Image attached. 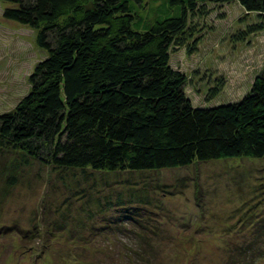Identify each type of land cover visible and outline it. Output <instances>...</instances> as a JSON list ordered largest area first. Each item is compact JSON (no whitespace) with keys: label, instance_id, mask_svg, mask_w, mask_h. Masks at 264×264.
Here are the masks:
<instances>
[{"label":"trees","instance_id":"obj_1","mask_svg":"<svg viewBox=\"0 0 264 264\" xmlns=\"http://www.w3.org/2000/svg\"><path fill=\"white\" fill-rule=\"evenodd\" d=\"M0 2L3 18L32 28L37 46L44 51L28 75V91L15 106L0 113V145L21 156L20 170L31 159L57 171L88 168L118 173L264 158V64L240 97L205 106L192 103L185 90L190 81L187 73L171 64V53L177 48L186 53L198 48L203 27L199 19L209 14V6L238 3L245 14L255 15L254 22L233 34L241 41L264 31V0ZM210 83L213 97L225 81L218 77ZM3 167L0 200L19 178L16 168ZM128 193L133 209L123 213L121 223L114 219L105 229L130 221L136 230L127 233L137 239L119 240L113 252L106 242L103 249H79L93 238L88 234L89 240L76 244L71 253L59 252V264H159V247L152 244L151 236L153 232L161 238L165 229L144 232L146 221L137 205H150L151 199L146 192L129 189ZM119 198L123 204L124 197ZM195 199L202 208L199 184ZM244 214L229 226H239L242 235L233 244L227 242L229 247H224L222 259L215 264H264V213L257 217V225L254 213ZM66 222L62 215L53 227L65 231ZM34 227L31 232L0 226V233H13L16 228L22 238L54 236L55 232ZM218 234L225 242V236ZM203 238L207 237L199 240ZM47 248L46 243L41 250L32 248L31 264L42 258L47 264Z\"/></svg>","mask_w":264,"mask_h":264},{"label":"rangeland","instance_id":"obj_2","mask_svg":"<svg viewBox=\"0 0 264 264\" xmlns=\"http://www.w3.org/2000/svg\"><path fill=\"white\" fill-rule=\"evenodd\" d=\"M2 4L0 2V113L15 106L28 91V75L34 64L44 57V51L36 44L35 31L4 19ZM209 7V14L199 19L203 27L196 51L186 53L177 48L171 53L172 66L187 73L190 79L185 90L197 106L237 99L264 64V31L252 34L247 40L236 41L233 37L237 29L249 21L254 22L255 15L245 14L238 3ZM218 77H222L225 84L211 97L210 82ZM11 152L0 145V167H14L19 175L0 200V226L33 231L34 225H39L42 231L55 233L29 238H22L16 228H12L15 232L10 234L0 233V264H31L34 259L31 250H41L44 243L48 247L47 264H59V252L71 253L76 244L89 240L88 234L93 238L86 245L78 246L79 249L94 246L103 249L106 242L108 250L116 251L119 240L132 236L127 233L128 229L133 233L136 230V225L130 221L118 224L125 220L123 213L133 209L127 201L129 189L138 194L146 192L151 199L150 205H137L146 221L142 230L160 233L157 228L165 229L161 238L153 236V232L151 236L152 244L159 247V264L218 263L224 247H229L227 242L230 240L233 244L242 235L239 226L229 227L238 216L251 211L255 215L253 223L257 225V217L264 213V158L220 159L179 168L107 173L88 168L57 171L32 159L20 170L21 156ZM10 161L11 164L6 165ZM180 181L186 183L184 187ZM197 184L204 201L202 208L195 199ZM119 195L124 197L123 204L118 203ZM108 199L110 203L106 204ZM62 215L67 218L65 231L53 227ZM114 219L119 221L117 225L105 229ZM185 223L187 226L182 228ZM215 232L216 235H208ZM68 233L74 235L73 239L66 236ZM217 233L225 236V242L218 239ZM200 237L207 238L200 241ZM136 239L132 236L130 241ZM37 264H44L43 258Z\"/></svg>","mask_w":264,"mask_h":264}]
</instances>
